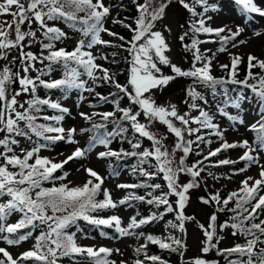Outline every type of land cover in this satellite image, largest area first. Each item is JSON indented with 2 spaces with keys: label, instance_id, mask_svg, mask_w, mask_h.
I'll return each instance as SVG.
<instances>
[{
  "label": "snow or ice",
  "instance_id": "6c2138e0",
  "mask_svg": "<svg viewBox=\"0 0 264 264\" xmlns=\"http://www.w3.org/2000/svg\"><path fill=\"white\" fill-rule=\"evenodd\" d=\"M136 3L138 16L135 19V27L125 24L124 21L113 19V23L123 24L129 28L133 35L126 43L125 49L129 53V76L126 85L120 84L116 73L104 68L97 60H107V55L96 56L93 49L96 46L124 48V44L115 45L112 41L102 38V33L124 41L123 36L110 31L105 27V21L111 14L113 5H106L104 0H0V17L10 16L11 20L0 19V200L7 197V200L0 202V241L9 246L18 245L27 241L33 233L39 229V235L35 236L33 246L14 257L5 247H0V264H61L67 258L71 264H117L116 260L110 259L113 254L123 256L120 249L105 246L82 245L77 240V233L83 230L79 226L80 221L100 229V234L108 236L103 229H113L117 234L111 238H123L126 236H142L143 233H136L135 230L141 226L149 224L158 219H163L167 213H175V221L168 222V226L178 230L181 234H186L185 223L194 219L185 214V207L188 202L189 190L199 187L201 173L205 171L202 165L210 157H215L221 152L229 149H244L238 160L221 159L214 166L231 165L239 161L246 162V167L238 172L247 171L248 167L256 165L259 177L248 176L241 181V186L228 194L226 198H221L219 192L210 195L208 198H201L206 205L214 204L216 212L209 217L208 226L199 225L204 234L201 252L208 254L215 250L217 255L223 256L227 264H264V163H261V152H264V59L252 55H247V72L243 79L239 78V65L244 61V57L238 53L228 50V45L237 48L239 45L247 43L246 40L238 39L244 32L240 25L233 28L223 25L213 27L210 24L213 17L207 13L218 12L217 4L209 3V0H177V2L191 13L195 19L189 22V30L184 32L179 39L183 42L189 37L190 44L183 46L186 51L192 53V64L187 70L172 63L166 52L170 50L168 43L161 31L154 30L155 22L162 19L171 0H160L159 4H154V0H144V3ZM239 6L242 14L251 17L252 14L264 17V7L259 6L256 0H234ZM196 6L202 8L201 12L196 11ZM62 21L76 33L80 38L76 40L72 50L66 47H57V42L72 39L69 34L60 27L49 22ZM35 24L37 27L33 28ZM27 26L24 30L23 26ZM183 27V26H182ZM40 33L38 37L37 33ZM199 34H205L215 39L201 40ZM262 33H254L260 36ZM47 41V42H45ZM219 43L217 52L228 53L230 64H220L219 67L225 72L222 77L213 75V61L216 59V52L211 56L206 53L207 49L201 51L199 45L204 43ZM40 44V54H34L31 45ZM15 50L17 55L11 56ZM45 53H47L45 55ZM113 56L116 53H112ZM48 63L45 64L44 62ZM6 62V63H4ZM44 65L43 68H36V63ZM62 70V77L59 79H44L56 71L55 66ZM199 65V66H198ZM161 66L170 69L171 74H165ZM254 68H259L260 72H253ZM36 72L35 76L31 73ZM97 72L100 75H97ZM88 79H83L82 77ZM178 77L190 78L192 84L186 89V99L190 111L180 113L175 104L159 105L153 98L156 91L167 87L170 82ZM92 86H88V81ZM251 81V83H250ZM109 84L116 91L109 96L96 92V87L100 84ZM228 85L242 86L241 91L235 96L229 95ZM197 86L210 89L213 98L218 93L217 89H222L223 100L217 104V111L220 115L235 125L245 126L247 131L255 134L252 143L248 139L229 142L225 136L226 129H222L218 123L214 122V116L208 110L201 107L196 101H202L204 105L209 103L204 94L197 91ZM43 87L47 90H59L63 99L76 90L80 94L76 107L80 106L86 97L84 92L95 94L98 103H111L114 105L113 111L79 112V116L91 124L90 128L75 127L65 128L63 121L66 116H71V110L62 105L59 99L40 98L38 89ZM243 89H249L258 104V116L254 123L246 124L240 115H232L227 108L241 109L242 104L250 101L252 97L245 95ZM27 96L28 99L21 100ZM126 96L133 107H121L120 100ZM44 106L55 110L56 115H39ZM89 107L96 105L89 104ZM191 111H197L198 115L192 116ZM119 112L121 115L116 116ZM143 115L146 122H141ZM99 116L100 121L95 117ZM37 120L48 123H37ZM166 126L167 131L174 134L176 143L170 153L163 144L164 137L157 136L149 130V126L154 122ZM123 122H128L134 134L141 138H147L152 142V148L136 151L141 148L140 140L134 135L128 139L133 151L121 149L116 151L110 145L116 137L126 139L124 135L128 132V127ZM179 122L180 126H176ZM113 128L108 130V124ZM195 124L197 127H192ZM23 125V126H22ZM209 130L206 135L216 136L220 144L215 149L209 150L204 155L203 160L193 163L191 166L185 165V158L193 151V145L199 149L200 144H211L210 139H205L202 130ZM85 132H92L89 143L86 147L76 146L68 155L63 152L57 153L55 157L40 155L42 149L53 150L52 146L58 142L79 145L77 135ZM185 134L194 139H185ZM36 137V140L32 138ZM32 141V147H20L21 140ZM44 143H39L38 141ZM97 145H102L106 150L97 153L98 159L122 157H137L138 165L133 168L135 174L145 177L147 180L154 179L160 174L166 182L167 191L160 195H154L155 190L162 188L159 183L150 184L142 182L140 184H118L121 189H135L139 187L150 188L152 191L145 196H138L129 193L126 197L114 200L111 192L102 188L105 177H102L91 167L83 168L87 174L86 179L80 185H73L71 181L56 184V181L67 179L68 173L64 171L65 165L74 160L87 158ZM18 149V151H17ZM180 150L183 156L180 158L176 168L172 167L175 152ZM197 155L201 152L197 151ZM60 156L64 158L59 159ZM150 159L156 161L152 167L155 171H148L142 167L150 163ZM83 167V166H82ZM110 174L118 175L112 165H109ZM79 170V169H78ZM62 175L57 176V172ZM187 173L192 179L184 184L178 182L179 174ZM238 174V173H237ZM212 176V173H208ZM230 178V177H229ZM213 179L218 177L213 176ZM51 183V187L44 184ZM103 195V199L98 197ZM170 196L177 197L176 207L169 201ZM130 200H139L157 208L164 207L163 212H153L151 215L137 219L131 217L127 226H122V218L119 215L101 216L99 213L106 210H115L121 205H125ZM232 203L234 206L229 208ZM231 212L229 220L217 225V212ZM13 213H20V218L15 223H5ZM258 221V222H257ZM76 231H69L71 228ZM217 227L221 231L231 228L232 235L244 237V243L235 244L231 248H219L218 245L223 239L217 234ZM23 234L21 233L22 230ZM82 238L87 239V233H83ZM145 239L157 244L161 249L177 252L183 259L186 243L181 237L169 233L163 238L155 237L151 234ZM147 244H143L135 249L137 256L144 255V260L135 259L133 264H144L150 261L152 264H167V261L160 256H149L145 251ZM236 259H229L231 256ZM119 264H128L125 260H120ZM187 264H219V261H209L203 256L195 257Z\"/></svg>",
  "mask_w": 264,
  "mask_h": 264
},
{
  "label": "rangeland",
  "instance_id": "374dc122",
  "mask_svg": "<svg viewBox=\"0 0 264 264\" xmlns=\"http://www.w3.org/2000/svg\"><path fill=\"white\" fill-rule=\"evenodd\" d=\"M189 3H191V0H188ZM215 4L218 5L219 11L218 12H209L207 15H210L213 17L212 21H210L211 26L213 27H220L223 25H227L233 30H235L236 25H240L245 30L241 34V36L238 39L246 40L247 43L243 45H239L237 48H232L231 45H228V50L234 53H238L241 56L244 57V61L242 63H247V55L251 53L252 55H255L259 57L260 59H264V17H260L259 15L252 14L251 17L245 16L241 13L239 6H237L234 3V0H215L213 1ZM104 3L107 5V0H104ZM160 0H154V4H159ZM256 3L264 7V0H256ZM188 11L184 9L177 0H171V3L166 9L165 15L162 19L155 22V28L154 30L161 31L166 39V42L169 45L170 50L166 52V55L170 58L171 62L176 64L177 66H180L182 69H189L192 64V53L188 52L184 48V41L182 42L179 37L184 32L185 24H186V16L188 15ZM0 19H6L11 20L10 16L7 17H0ZM109 18L105 21V27L109 25L108 23ZM183 26V27H182ZM24 30H27V26H23ZM33 28L37 27L35 24L32 25ZM261 32L262 34L260 36L254 35L255 32ZM70 34V32H68ZM38 37H40V33H37ZM102 38L106 39V33H102ZM72 39H68L65 41V45H68L69 47H74L75 42L77 39L80 38V34H71ZM41 38V37H40ZM201 40H211L215 39L214 37L207 36L205 34H199L198 36ZM39 43H35L31 45L30 48L25 49L31 50L34 54H37L38 51H40L41 48L38 46ZM219 43H204L199 45L202 52H204L207 49H211L213 47L218 46ZM98 48V47H97ZM94 55L97 56V53L95 49L93 50ZM207 54V53H206ZM17 55V52L13 50L11 52V56ZM101 60H97L98 64H101ZM6 63V62H4ZM46 64V61L44 62ZM230 64V59L228 56V53H217L216 59L213 61V75L216 77L223 76L225 73L222 71L219 67L220 64ZM36 68H42L43 65L39 62L36 63ZM199 66V65H198ZM162 71L165 74H171L170 69L166 66H161ZM37 73L32 72L31 75L35 76ZM83 79H88L87 77H82ZM88 86H92L91 81H88ZM40 89V88H39ZM186 85L184 84V78L178 77L174 81L170 82L169 85L165 88H163L160 91H156L153 98L156 100V102L159 105H170L175 104L180 111L181 114L184 112L190 111L187 104H185V100L189 99L186 96ZM204 88L202 86H197V91L203 92ZM245 95L252 97L250 101H246L242 104L241 109L237 110L234 108H227L226 111H228L232 115H240L244 118L246 124L254 123L257 119H259L258 116V104L256 103L255 98L252 96V93L249 89H245L244 91ZM78 91H74V93L71 94L70 97L67 99H64V102L62 105L68 107L71 110V116H66L65 120L63 121V126L65 128L75 127L77 130L81 128H85V120H83L79 116V112H86V113H93L94 109L89 107L90 104V93L84 92L83 95L86 97V99L80 103L79 107H76L78 103ZM24 99H28L27 96H24L21 98L23 101ZM221 99L215 98L214 103L216 104V108L214 111H211L209 108L204 107L206 110L210 112L214 116V122L218 123L222 129H226L225 136L229 142H234L242 139H248L250 143L253 142L254 134L252 132L247 131L245 126L241 125H235V128H238V130H234V126L232 122L228 121L226 117L219 114L217 111V104H220ZM189 102L191 100L189 99ZM100 111H102L101 108H99ZM192 116L198 115L197 111H191ZM141 122H146L143 115L140 117ZM176 126H180L179 122H175ZM23 126V125H22ZM156 130L161 132L160 134H157L159 137H164L163 144L167 148V150L171 153L173 145L176 143V138H174V142L171 138V135L166 133V128L163 125L157 126L153 125ZM192 127L197 126L195 124L191 125ZM151 131V129H149ZM206 130V129H204ZM203 130V131H204ZM156 133V132H154ZM174 137V136H173ZM187 134H185V139H190ZM21 140L20 147H32L31 143L28 140H25L23 138H19ZM76 139L79 141V145H72V144H66L64 142H58L54 146H52L53 150L49 151L47 149H42L40 152V155L47 156V157H55L57 153L63 152L65 155L70 154L76 146L80 147H86L88 142V132H85L84 134L80 135L78 134ZM147 140L149 143L148 149L151 150L152 148V142L149 141L147 138H143ZM220 144V141L212 142L210 145L207 144L206 152L208 153L209 150L215 149ZM2 150V148H0ZM103 149L101 147H96L92 152L88 153L87 158L80 159V160H74L70 162L69 164L65 165L64 171L68 173L66 183L71 181L73 185H80L82 184L86 179H88L87 174L84 172L83 168L91 167L95 169L102 177H105L103 188L108 189L114 200L122 199L123 196L121 194L120 188L117 187L118 184L124 183L128 184L130 181V176L128 172L125 170L121 171V174L118 177H112L110 173H108L107 165L104 163V159H98L97 153L102 151ZM18 151V149H17ZM244 149L236 148V149H229L225 151V153L221 154V157L223 159H232V160H238V158L243 154ZM179 150L175 152L174 158H173V164L172 167L176 168L179 164V161L177 159ZM261 155V163H264V152L260 153ZM63 156H60L59 159H63ZM186 163V161H185ZM83 166V167H82ZM187 166V165H186ZM79 169V170H78ZM232 168L228 167L225 168L224 166H215V167H206V170L201 173V178H198L199 180V187L193 188L189 190V196L188 202L186 204V207L184 209L185 213L189 217H193L194 219L188 220L185 223L186 228V234H184V241L186 243V250L184 251L183 259L179 260V264H187L188 261L192 260L195 257L203 256V258L207 260H215L217 259L213 258L211 252L208 254H203L201 252L202 248V241L204 240V234L202 233V229L199 227V225H204L205 227L208 226L209 223V217L212 213L211 209L213 210L216 206L214 204L206 205L202 202L201 198H208L210 195L215 194L219 192L221 198H226L228 194L232 191L237 190L241 186V181L245 179L248 176L252 177H259V171L260 169L256 165H252L251 167H248L247 171L245 172H239L233 173ZM208 173H212V176H209ZM190 176L187 173H180L178 182L181 184H184L185 181L189 182L191 179H187V177ZM213 176L218 177V179H213ZM230 177V178H229ZM167 188V187H166ZM173 198L174 196H170ZM177 198H175L176 201ZM4 200H7V197H4L1 202ZM173 201V200H172ZM171 203L173 204V207H176L175 201ZM119 215L122 218V226L126 225V220L131 216L132 209L130 206L126 203L125 205H121L115 210H106V212L103 213L102 216H109V215ZM20 213H13L11 216L8 217L7 221L5 223H15L20 218ZM264 218V216H263ZM217 222H218V215H217ZM219 224H221L219 222ZM126 227V226H125ZM218 228V227H217ZM220 229H217L218 234H220ZM83 233H87L88 238L84 239L82 238ZM223 237V239L220 241V248H231L235 244H242L244 243V239L241 235H232L231 232H224L223 235H220ZM77 240L82 245H95L97 247L105 246L113 249H120V251L123 253V256L113 254L110 259L116 260L117 264H119L120 260H125L130 264V244H132V239L128 237L123 238H117V239H104L99 235V231L93 230L91 233L87 231H82L80 234L77 235ZM33 246V243L30 239L27 241H23L21 246L18 248H14L13 246H9L3 241H0V247H5L7 250L14 256H18L20 253H22L25 250L30 249ZM132 263V262H131ZM227 261H219V264H226ZM63 264V262H61ZM64 264H71L64 263ZM178 264V262H176Z\"/></svg>",
  "mask_w": 264,
  "mask_h": 264
},
{
  "label": "trees",
  "instance_id": "16d2710c",
  "mask_svg": "<svg viewBox=\"0 0 264 264\" xmlns=\"http://www.w3.org/2000/svg\"><path fill=\"white\" fill-rule=\"evenodd\" d=\"M210 1H212V0H209V2ZM137 3L142 4V3H144V0H137ZM107 5H113V7L111 9L110 20H109V30L118 33L119 36H123L124 41H120L119 39H117L115 37H111V36H107L106 40L112 41L113 44H115V45L124 44L125 47L119 48V47L102 46L98 50V56H101V55H107L108 56L107 60H101L103 63V67L109 69L110 72L116 73L117 74V76H116L117 81L122 85H126L127 80H128V76H129V62L128 61H129L130 57H129V53L125 49L128 47L126 42L131 39L133 33L129 28L124 27L123 24H116V23H113L112 21H113V19H119V20L124 21L125 24L131 25L134 28L135 27V19L138 16L137 7H136V3H134L133 0H107ZM196 11L201 12L202 8L200 6H196ZM193 19H194V17H192L191 13H189L186 24H185L184 32L189 30V22ZM49 23L55 24V26L60 27L65 32H70V33L72 32V33L78 34L76 32H73L67 26V24H65L62 21L49 22ZM191 35H192L191 32H189V37L185 38V41L183 42L184 44L185 43L190 44ZM41 39H42V37H41ZM45 42H47V41H45ZM64 42L65 41H63L62 43L57 42V47H60L61 44H64ZM38 46L40 48V44H38ZM219 47H220V45L211 48V52H207V55L211 56L213 52L219 53V52H217ZM66 48L68 50L71 49L70 47H66ZM40 51H41V49H40ZM40 51H38L37 55L40 54ZM112 53H116V55L113 56ZM46 54L47 53H45V55ZM47 63L48 62L46 61V64ZM43 67H44V65H43ZM55 67H56V71L52 72L50 76H46L43 78L44 79L61 78L62 77V70L60 69V67L58 65ZM252 71L253 72H260V69L254 68ZM246 72H247V63H241L239 65V78L243 79L246 75ZM97 75H100V73L98 72ZM224 75H225V73L223 74V76ZM218 77H222V76H218ZM250 83H251V81H250ZM184 84L186 85V88H188V86L190 84H192V80L190 78H184ZM228 88H229V95L235 96L239 93V91H241L242 86L228 85ZM41 90L42 91L38 90V93H37L40 98H51L53 100L59 99L60 101L63 100L64 94L59 90H47V89H44L43 87H41ZM95 90L97 93H100L101 95L109 96L110 99H112V97L110 96V93H113L116 91V89L113 86H111L109 84H103V83H101L100 86H97ZM217 91H218V93H220L217 96L221 99L220 102L222 104V100H223L222 89L218 88ZM243 91H245V89H243ZM201 93L205 95V97L208 99L209 103L207 105H204L202 101L198 100L196 102L199 103L201 105V107L204 106V107L214 109L216 107V104H214L215 98H213V96L211 94V90L204 88L203 92H201ZM89 99H90V104L96 105V107H92L95 110L97 107H103L104 112L114 110V105L111 103H103V102L98 103V98L95 96V94L91 93ZM120 106L121 107L131 106V107H133L134 110H138L136 108V106L130 105V102L126 96H124L120 100ZM56 114H58V113L55 110L49 109L46 106H44L42 113H40L39 115H56ZM120 115H121V113H119V112L116 113L117 117H119ZM95 119H96V121H100L99 116L95 117ZM37 123H48V122L43 121V120H37ZM123 123H124V126L128 127V132L124 134L127 138L122 139L121 137H116L110 145L111 149L116 150V151H120L121 149H123L125 151H129V152L133 151V149L131 148V145L128 143V139H132L134 135L136 136L137 139L140 140V143H141V148L137 149L136 151H143L144 149H148L149 143L147 142V140L139 137L138 134H134V132L130 128V125L128 124V122H123ZM152 124L157 125V126L163 125V124L159 123L158 121H154ZM152 124L149 126V129H151L152 132H156V134H160L161 132L156 130V128H154L152 126ZM108 125H111V129H108L109 131H111L113 128V125L111 123H109ZM163 126L166 128L165 125H163ZM85 127L90 128L91 124L89 122H86ZM194 127H197V126H194ZM208 131L209 130H204V131L202 130V133L205 134V139H210L212 142L219 141V139L214 135H211V136L206 135V133ZM166 133L171 135V138L174 142L175 141L174 138H176L174 136V134L169 133L167 130H166ZM92 135H93L92 132H88V142H89V138ZM194 138L195 137L193 136L190 139H194ZM36 139L37 138L33 136L32 140H36ZM29 142L31 143L32 146H34L32 141H29ZM38 142L44 143L42 140L38 141ZM174 145H173V148H174ZM206 146H207V144L202 143V144H200L199 149H197L196 146L193 145V151L185 158V161H186L185 165L191 166L193 163H196L197 161L203 160L204 155H207V152H206L207 147ZM197 151H200L201 154L197 155L196 154ZM222 153L223 152H221L219 155H217L215 157H210L209 160H207V161H204V164L202 166L205 167V170H206V167H208V168L209 167H215L214 165H216L219 160L223 159L221 157ZM182 156H183V152L179 150L177 159L180 160V158ZM104 162L107 163L108 169H109V165L111 164L112 169H114L115 171H117L121 166L126 167V169L128 170V172L130 174V184H140L142 182H147L150 184L159 183L162 185V188L159 190H155L154 195H160L161 192L167 191L166 182L163 180L162 174L155 177L154 179L147 180L145 177H143L139 174V171H137L135 174L133 173V168L138 165V158L137 157H122L119 160H117L116 158H107V159H104ZM155 164H156V161L154 159H150V163H146V164L142 165V167L151 172V171H155V169L152 167V165H155ZM220 166H224L225 168L230 167V168H232L233 171L238 172L239 169L246 167V162L239 161L235 164L220 165ZM109 171H111V170L109 169ZM56 175L57 176L62 175V172L58 171L56 173ZM189 178L191 179L192 177L188 176L187 179H189ZM60 183H66V180L56 181L57 185ZM185 183H187V182L185 181ZM44 186L45 187H51L52 184L46 182L44 184ZM150 191H152V189L145 188V187H139V188H135V189H122V194H123V197H126L129 193H134L135 195H138V196H145L146 199H148V198H151V197L147 196V193ZM190 195L191 194H189V196ZM175 198H177V197H175V196L173 198L169 197V201L171 202L173 200L172 202H174ZM98 199H103L102 193L98 197ZM1 201L2 200H0V202ZM127 204L133 210L131 216L127 219V222H126L127 224L130 222V219L133 216H136L137 219H140V218H144V217L151 215L153 212L159 213V212L164 211L163 206H160L159 208H157L155 205H149L146 202H142L139 200H130ZM233 206L234 205L232 203H230L228 205L229 208H231ZM211 211H212V213L216 212V207L213 210L211 209ZM102 213L103 212L99 213V215H101ZM216 214L218 215L217 225H219V222L222 224L226 220H229L230 216L232 215V213L227 211V209L223 212H217ZM261 218L264 219L263 216ZM169 221L176 222L175 221V213H167L164 215L163 219H158V220L153 221L149 224L141 226L139 229H136L135 230L136 233H143L144 234L142 236H137V235L127 236V237L132 238V240H133V243L129 246L130 247V258H131V262H132V263L130 262V264H133V261L135 259L144 260L143 254H140L139 256H137V254L135 252V249L140 247L143 244H147V248L145 251L147 252V254L149 256H151V255L160 256L161 259L167 261V264H176V262H178V264H179V260H181V256L179 253L172 252V251L165 250V249H161L159 247V245L152 244L145 239V237L149 234H151L155 237H158V238H163V237L167 236L169 233H171L172 235L177 236V237H181L183 235V239H184V234H181L178 230L172 229L168 226ZM127 224H126V226H127ZM79 226L82 230H87L88 232H91V230H94L93 226L86 224L84 221H80ZM217 229H219V227ZM24 231H27V229L22 230V232L18 233L17 235L23 234ZM69 231H76V229L73 227V228L69 229ZM103 231H105L109 234L108 236H103V237L115 236L113 229H103ZM231 231H233L231 228H226L223 231L220 230L219 231L220 234H218V232H217V234L220 236V235H223L224 232H231ZM36 235H39V229H37L33 233V236L29 238L33 244L35 243V236ZM243 239H244V237H243ZM21 244L22 243H20L18 245H13V246L17 248ZM219 246H220V244L218 245V247ZM210 252L214 256L213 258L217 259L218 261H221V260L226 261L223 256L217 255L215 250L210 251ZM236 258L237 257L235 255L229 257V259H236ZM209 261H215V260H209ZM29 264H31V262H29ZM144 264H152V262L145 260Z\"/></svg>",
  "mask_w": 264,
  "mask_h": 264
}]
</instances>
